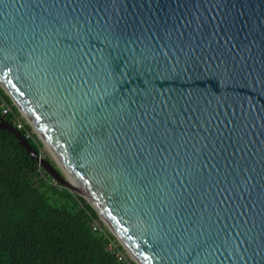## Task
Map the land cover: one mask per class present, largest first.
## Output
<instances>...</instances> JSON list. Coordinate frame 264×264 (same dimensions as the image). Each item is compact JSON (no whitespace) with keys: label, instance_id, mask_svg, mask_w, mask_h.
<instances>
[{"label":"water","instance_id":"water-1","mask_svg":"<svg viewBox=\"0 0 264 264\" xmlns=\"http://www.w3.org/2000/svg\"><path fill=\"white\" fill-rule=\"evenodd\" d=\"M0 89L134 264H264V0H0Z\"/></svg>","mask_w":264,"mask_h":264},{"label":"trees","instance_id":"trees-1","mask_svg":"<svg viewBox=\"0 0 264 264\" xmlns=\"http://www.w3.org/2000/svg\"><path fill=\"white\" fill-rule=\"evenodd\" d=\"M2 100L10 107L7 114L1 112ZM0 116L40 153L33 135L26 137L29 125L16 128L18 112L1 89ZM93 221L98 229L92 228ZM111 243L116 247L110 248ZM117 250L125 260L117 259ZM0 264H134L87 202L56 184L14 135L2 129Z\"/></svg>","mask_w":264,"mask_h":264},{"label":"built area","instance_id":"built-area-1","mask_svg":"<svg viewBox=\"0 0 264 264\" xmlns=\"http://www.w3.org/2000/svg\"><path fill=\"white\" fill-rule=\"evenodd\" d=\"M1 112H2V114H7V113L10 112V107L7 104H5L3 100H2V103H1ZM15 123H16V128L17 129H23L24 128V122H22L20 120V116H15ZM30 136H31V131L26 133V137H30ZM92 228L94 230L99 228L98 223L96 221H93ZM115 247L116 246L114 245V243L110 244V248H115ZM125 255H127V254L125 253ZM116 257H117L118 260H125L124 254L121 251H119V250L116 251Z\"/></svg>","mask_w":264,"mask_h":264},{"label":"rangeland","instance_id":"rangeland-1","mask_svg":"<svg viewBox=\"0 0 264 264\" xmlns=\"http://www.w3.org/2000/svg\"><path fill=\"white\" fill-rule=\"evenodd\" d=\"M18 115L20 116V120L22 122H24L25 124H27V121L25 120V118L22 116L21 113H18ZM30 131H31V135H33V138L35 140L36 143H38L39 149H40V153L42 157H46L50 160V162H54L51 153L48 151V149L46 148V146L43 144V142L39 139V137L37 136V134L34 132V130L30 127ZM128 257V259H130V257L128 255H126Z\"/></svg>","mask_w":264,"mask_h":264}]
</instances>
